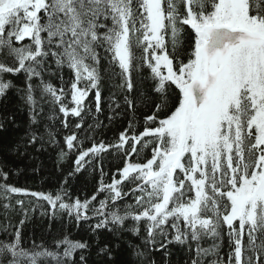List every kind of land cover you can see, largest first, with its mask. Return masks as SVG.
<instances>
[{"label":"snow or ice","instance_id":"6c2138e0","mask_svg":"<svg viewBox=\"0 0 264 264\" xmlns=\"http://www.w3.org/2000/svg\"><path fill=\"white\" fill-rule=\"evenodd\" d=\"M9 75L22 77L23 87ZM147 81L150 95L142 90ZM12 88L28 127L11 150L22 147L24 155L30 146L58 144L45 121L59 113L65 129L69 116L79 122L64 137L58 164L78 154L49 193L9 184L0 166L4 199L34 197L33 211L46 201L42 216L55 221L66 213L77 227L95 218L89 228L97 240L101 230L130 231L140 243H128L123 264H158L150 250L166 257L173 243L184 249V264H264V0H0V98ZM105 100L109 124L122 105L132 113L114 144L96 143L93 135L107 127L98 120ZM141 106L152 110L137 134ZM88 117L93 123L84 128ZM10 120L0 117V131ZM110 150L123 164L111 183L101 166L96 192L72 199L69 177ZM126 197L132 203H120ZM16 204L23 217L12 231L0 229V264H89V240L53 232L51 224L29 243L23 234L29 209ZM129 220L135 225L125 228ZM96 249L92 264H114L110 242Z\"/></svg>","mask_w":264,"mask_h":264},{"label":"trees","instance_id":"16d2710c","mask_svg":"<svg viewBox=\"0 0 264 264\" xmlns=\"http://www.w3.org/2000/svg\"><path fill=\"white\" fill-rule=\"evenodd\" d=\"M145 74L147 75V73ZM6 79H11L14 85L23 87L21 82L22 77L18 78L9 75ZM46 79H48V77H46ZM51 81L56 86H59L58 79L53 77L51 78ZM150 83L151 81H147L142 87V90L146 95L151 94V89L148 87ZM103 95L104 97H108L109 95V89L107 86H105L103 90ZM118 99L122 103V96H119ZM108 103L107 100L104 101L102 104L103 111L98 115V120L102 122V125L107 127L102 126L93 133L96 143L104 140L106 143L114 144L118 140L120 132H123L128 128L129 119L132 117V113L127 110V106L122 105V108L117 110L121 112V115L117 116L111 124H109L108 116L110 115V112ZM113 107H115V105H113ZM151 110V108L146 106H141L136 109L135 116L140 122L137 125V134L138 131L143 130V117L151 114ZM93 112H95L94 102ZM8 116H12V120L7 121L5 123V128L0 131V166L4 167V170L10 173L8 183L15 187L28 189L30 192H55L56 189L60 188L61 183L64 181L67 174L74 168L75 156L78 153L69 154L63 161L59 162V164L58 153L61 151V148L67 151L66 145L63 144V139L66 135H69L72 131L76 130L74 125L79 122L78 118L71 116L68 117V122L70 124L69 129H65L60 122L64 119L63 114L58 113L57 119L54 121L46 120L45 122L49 124V130L54 133L58 144H45L44 149L41 151L36 150L39 145H36V147L30 146L24 155H20L19 153L25 152L24 148L21 147L19 153L11 149L14 148L16 144L21 143V138L24 137L25 131L28 127V116L26 107L20 100L15 88L9 89L6 96L0 98V117ZM91 123H93V120L91 117H88L84 128H87L88 124ZM40 129L43 131V123L40 125ZM79 131L82 132V130ZM80 138L83 139V135H81ZM45 139H47V137H45ZM91 143V140L87 141L84 147H90ZM102 156V160L97 158L98 162L95 164V167L86 166V170H82L80 173H76L72 177H69L65 187L72 199L78 197L83 200L91 197L93 193L96 192L101 178V166L105 174V183H111L112 174L116 173L117 169L123 166L121 156L117 155L112 150L108 153L102 154ZM116 178L119 179V175H117ZM132 186L133 185H128L123 191H128V188ZM104 195L106 194L100 195L99 199H103ZM3 196L4 193L0 191V229L8 227L9 231H12L15 226L19 225V222L23 217V212L19 205L16 204V201L22 200L24 201L25 208L29 209V219L25 222L23 233L25 239L29 243L31 242L33 235L37 238V242H39V238L42 235L46 236L51 224L53 232H59L63 229L70 233V238L72 239L89 240L92 247L85 250L84 253L85 255H88L89 252L92 254L89 264H92V262L97 259V243L103 246L105 242H110L114 249V264H123L128 258L127 253L129 251V242H132L133 244L140 243L139 237L134 236L130 231H123L118 236H114L111 233L101 230L99 233V240H97V237L91 233L89 228L90 224L96 223L95 218L88 222H82L79 227H77L74 220L69 219L66 213H60L55 221H50L48 216L41 215L42 212L47 211L49 208L46 201H39L40 206L36 207L33 211L32 205L37 204L36 198L23 193L10 194V198L7 200L4 199ZM68 198L69 197H65L66 200ZM99 199L95 202L96 204L99 203ZM120 203H132V199L131 197H126ZM5 204H10L11 207L6 210L4 208ZM89 215H91V213H89ZM134 225L135 222L129 220L125 223L124 227L129 228ZM2 234L3 233L0 232V235ZM144 234L145 233L141 231V236ZM48 238L50 239V237ZM117 244H119V248L116 247ZM168 251L170 252V255L165 257L163 255V250H160L159 252H153L150 250L151 259L158 261V264H165L166 261H170L171 264H184L186 258L185 251L180 245L173 243L169 245ZM221 252L226 255V243L225 247L221 249ZM74 258H79V250L77 253H74Z\"/></svg>","mask_w":264,"mask_h":264}]
</instances>
